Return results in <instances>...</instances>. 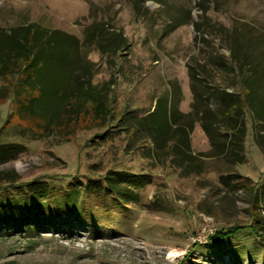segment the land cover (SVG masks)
Returning a JSON list of instances; mask_svg holds the SVG:
<instances>
[{
  "label": "rangeland",
  "instance_id": "374dc122",
  "mask_svg": "<svg viewBox=\"0 0 264 264\" xmlns=\"http://www.w3.org/2000/svg\"><path fill=\"white\" fill-rule=\"evenodd\" d=\"M138 5L134 0H0V28L35 24L47 31L48 49L38 58L42 64L31 66L48 96L46 101L58 88L71 85L73 67L85 59L92 83H109V107L121 119L125 111L135 117L152 112L163 94L170 96L178 115L189 113L193 92L187 64L193 57L201 59L206 49L195 22H215L248 37L264 56V0H146ZM179 8L188 9L189 18L165 32L168 12ZM96 21L104 22L110 31L122 32L128 49L111 54L90 44L88 33ZM208 40L209 53L214 49L228 57L226 43L220 44L215 37ZM4 81L0 78V87ZM44 99L32 106L34 112L44 107ZM15 105L14 96L0 99V143L17 142L23 149L10 159L1 156L0 170L13 169L23 181L47 180L63 191L72 189L79 178L98 179L118 169L144 173L149 183L129 186L133 195L126 203L80 197L78 204L102 213L96 216L104 221L98 226L74 225L68 234L44 232L41 236L0 232V264H264V245H258L248 230L239 240L219 245L208 238L220 227L249 222L255 214L264 220V206L257 208L249 186L227 182L228 177L235 179L232 173L250 177L252 186L264 180V151L251 121L247 120L245 160L237 164L216 154L195 122L190 133L194 158L189 164L194 171L183 173L155 153L148 158L142 150L131 151L125 130L108 129L101 137L103 130L90 127L94 123L87 116L66 142L37 140L26 130L21 134L28 120ZM116 122L112 120L113 125ZM11 195L15 192L10 187L0 189V199ZM117 220L119 225L110 231ZM243 247L251 249L252 256H236L235 251Z\"/></svg>",
  "mask_w": 264,
  "mask_h": 264
},
{
  "label": "trees",
  "instance_id": "16d2710c",
  "mask_svg": "<svg viewBox=\"0 0 264 264\" xmlns=\"http://www.w3.org/2000/svg\"><path fill=\"white\" fill-rule=\"evenodd\" d=\"M145 1L134 0L135 6ZM189 16L188 9L169 11L164 31L170 32L185 23ZM193 25L201 33L206 49L202 51L204 55L201 59L193 57L192 63L187 64L193 92L188 114L178 115L170 96L163 94L157 97L152 112L135 117L125 111L126 114H120L122 119L117 118L115 110L109 107V83L93 84L92 71L85 59H81L83 64L80 62V65L73 67L72 74L75 76L72 81L68 80L71 85L64 89L58 88L57 94L46 101L44 98L48 96L31 66L42 64L38 58H42L48 49V34L44 28L35 24L0 28V78L3 81L5 78V83L0 87V99L14 96L15 108L21 117L28 120L19 132L23 134L28 131L37 140L51 138L66 142L78 133L80 119L87 116L94 123L90 127L103 130L101 137H104L108 129L125 130L126 146L131 151L142 150L148 158H153L155 153L158 157L168 159L173 167L187 173L194 171V167L189 165L194 158L190 133L195 122H198L216 154H224L232 164L243 162L249 126L247 120L252 122L256 141L264 151L263 53L257 51L252 39L229 32L221 24L201 21ZM208 37L217 38L220 44L226 43L229 49L227 58L214 49L208 52ZM100 38L102 41H99ZM87 40L96 48L110 51L111 54L129 47L128 39L122 32L114 29L110 31L101 21L92 25ZM9 76L12 79L6 82ZM42 99L44 107L34 112L32 106ZM112 120L118 122L113 125ZM84 128L88 127L80 129ZM22 149L23 145L17 142L0 143V157L10 159ZM109 171L98 179L84 181L79 178L72 189L63 191L55 189L47 180L23 181L13 169L0 170V189L10 187L15 192V195L7 199H0V232L2 235L23 233L30 236H41L44 232L68 234L74 231L75 226L84 228L89 224H102L103 220L96 219L102 213L96 214L92 207L78 204L80 197L93 200L112 198L119 203H126L133 195L129 186L141 187L149 183L144 173L127 169ZM232 174L235 179L228 177L227 182L249 186L257 208L260 205L263 207L264 180L252 186L250 177ZM118 209H123L122 205ZM119 221L110 225V231L113 226L119 225ZM246 230L254 234L258 245H264V220L257 217V214L247 223L218 228L208 236L209 242L219 245L226 241H236ZM197 244L194 243L195 246ZM235 254L238 257L252 256L253 251L243 247L238 248Z\"/></svg>",
  "mask_w": 264,
  "mask_h": 264
}]
</instances>
